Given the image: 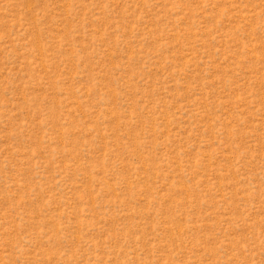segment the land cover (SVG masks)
<instances>
[{
  "label": "rangeland",
  "instance_id": "rangeland-1",
  "mask_svg": "<svg viewBox=\"0 0 264 264\" xmlns=\"http://www.w3.org/2000/svg\"><path fill=\"white\" fill-rule=\"evenodd\" d=\"M0 264H264V0H0Z\"/></svg>",
  "mask_w": 264,
  "mask_h": 264
}]
</instances>
